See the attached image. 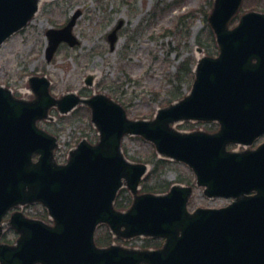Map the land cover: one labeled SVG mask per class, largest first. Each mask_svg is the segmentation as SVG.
I'll list each match as a JSON object with an SVG mask.
<instances>
[{"label":"water","instance_id":"water-1","mask_svg":"<svg viewBox=\"0 0 264 264\" xmlns=\"http://www.w3.org/2000/svg\"><path fill=\"white\" fill-rule=\"evenodd\" d=\"M38 1L0 0V45L26 25ZM241 2L214 0L208 22L218 56L201 58L189 95L159 110L152 121L128 120L124 109L104 95L68 94L57 101L45 78L30 79L32 102L0 87V222L12 207L38 202L54 223L14 214L10 226L20 237L15 246L0 245V264H264V143L240 153L226 150L230 144L249 146L264 134V14L246 13L229 29ZM77 17L63 29L47 31V61L61 42L78 44L72 35ZM119 28L108 35L111 50ZM79 104L90 108L100 139L96 145L82 141L59 166L53 160L56 139L36 122L55 105L66 114ZM191 120L217 121L220 129L184 134L170 127ZM124 135L142 137L161 157L188 165L206 197L234 201L190 214L189 187L138 195L147 167L125 160L120 152ZM123 184L133 202L118 212L112 204ZM99 224L120 238H164L165 244L155 251L100 249L94 243Z\"/></svg>","mask_w":264,"mask_h":264},{"label":"rangeland","instance_id":"rangeland-1","mask_svg":"<svg viewBox=\"0 0 264 264\" xmlns=\"http://www.w3.org/2000/svg\"><path fill=\"white\" fill-rule=\"evenodd\" d=\"M213 1L41 0L27 26L0 46V86L9 89L15 97L31 100L34 97L30 78L46 77L50 93L56 99L69 92L81 97L102 93L119 101L129 119L152 120L155 113L166 106L169 94L175 89L173 76L180 63L187 57L197 61L204 56L203 52L196 51V39H207L209 26L204 25L203 16L211 12ZM260 8L264 11V0H244L240 12L261 11ZM78 12L72 33L79 44L74 47L60 45L52 60L46 62V31L64 27ZM119 24L118 40L111 50L107 35ZM88 77L92 78L91 87L84 84ZM191 84L188 88L187 85L181 87L182 95L189 93ZM49 114L52 119L39 126L56 137L54 160L65 164L78 142L95 139L90 114L78 110L75 115H65L63 120L55 108L50 109ZM174 127L183 133L214 128H202L194 123H179ZM121 146L126 159L132 163L150 159L155 151L152 144L139 137L126 136ZM147 168L150 172L152 165L147 164ZM180 180L187 183H180ZM148 182L151 187L163 183L192 186L189 211L222 207L227 203L205 199L202 189L194 186L193 172L182 163H171L165 171L159 172V177L154 172ZM168 189L157 194L166 193ZM122 190H126L124 195H130L125 186ZM24 215L47 221L38 205L24 209ZM14 233L5 226L1 239L13 244L17 239ZM107 235L110 236L107 227L96 230V240ZM152 241L138 236L126 247L141 250L143 246L154 247L153 243L159 246L157 249L161 247V242Z\"/></svg>","mask_w":264,"mask_h":264},{"label":"trees","instance_id":"trees-1","mask_svg":"<svg viewBox=\"0 0 264 264\" xmlns=\"http://www.w3.org/2000/svg\"><path fill=\"white\" fill-rule=\"evenodd\" d=\"M258 10L263 11V8H260ZM207 15H208L207 13H204V16H203V23L205 26H207L206 25ZM171 33H173V32H171ZM207 35H208L207 39L206 38L196 39V46L201 48L207 56H214V55H216L217 48H216L215 43H214L213 34L209 30V28L207 29ZM194 64H195V60L192 59L191 57H187L176 68V72L173 76L174 77L173 81L175 83V89L169 94V100L167 101V104H170L171 102L176 101L183 96L182 93L180 92L181 87L183 85H187V88H188L189 84L192 82V80H193L192 69H193ZM143 161L145 163L151 164L152 170L141 182L140 192H142V193L143 192L144 193H161V192L165 191L167 188H169V186H170L169 183H163V184H159L157 186L151 187L148 185L149 184L148 181L152 178L154 172H155V176L159 177V172L162 173L163 171H165V169L170 164V162L157 159L153 152H152V156L150 159H148L146 161L143 160ZM143 161H138V162H143ZM180 182L181 183H187L186 180H180ZM123 192L124 191H122L119 194L117 200L115 201V208L117 210H124L131 203L130 195H128V194L124 195ZM110 241H111V239H110L109 235H107V237H102V238L96 240L97 244L100 246H105V245L109 244ZM153 246L155 247L156 245L153 243ZM145 247H150V246H144V248Z\"/></svg>","mask_w":264,"mask_h":264},{"label":"bare ground","instance_id":"bare-ground-1","mask_svg":"<svg viewBox=\"0 0 264 264\" xmlns=\"http://www.w3.org/2000/svg\"><path fill=\"white\" fill-rule=\"evenodd\" d=\"M43 1V0H42Z\"/></svg>","mask_w":264,"mask_h":264}]
</instances>
